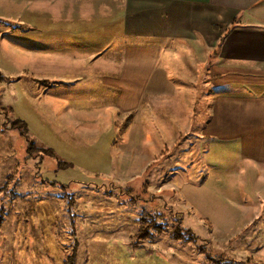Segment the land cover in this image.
Instances as JSON below:
<instances>
[{
    "label": "rangeland",
    "instance_id": "obj_1",
    "mask_svg": "<svg viewBox=\"0 0 264 264\" xmlns=\"http://www.w3.org/2000/svg\"><path fill=\"white\" fill-rule=\"evenodd\" d=\"M26 3L0 0V188L12 174L20 179L15 209L29 216L27 224L21 220L22 229L11 209L0 231V259L64 264L78 242L76 264H262L257 249L264 242L263 180L240 166L234 143L201 142L189 125L201 119L206 93L213 95L212 86L221 83L213 71L230 24L215 27L209 37V63L205 51H189L187 58L182 45L173 65L166 67L163 58L151 76L168 68L175 78L189 77V104L183 101L189 115H182L186 108L181 106L179 115L169 112L166 104L174 102L154 100L159 121L149 124L151 117L141 116L142 109L138 115V110L122 114L123 95L105 79L144 75V67L133 63L150 62L154 49L164 47L160 39L140 37L145 47H129L127 58V52L112 47L117 44L112 40L122 38L117 30L114 35L106 33L112 30L108 27L98 34L60 33L56 21H33V7ZM258 19L231 25L264 26ZM125 57L130 64L123 70ZM250 69L241 78L264 82V69ZM235 89L246 96L264 92L250 83ZM209 103L212 107L213 99ZM16 120L26 123V135L13 126ZM30 144L54 155L34 152L27 159ZM145 156L150 161L143 168L139 160ZM224 182L225 197L213 194ZM191 185L199 190L190 193ZM193 194L199 209L189 208ZM240 208L253 210L244 214L250 221L257 215L241 229L236 225ZM149 216H163L156 223L163 228H152L139 241L141 219ZM178 228L192 230L199 241L178 240Z\"/></svg>",
    "mask_w": 264,
    "mask_h": 264
},
{
    "label": "crops",
    "instance_id": "obj_2",
    "mask_svg": "<svg viewBox=\"0 0 264 264\" xmlns=\"http://www.w3.org/2000/svg\"><path fill=\"white\" fill-rule=\"evenodd\" d=\"M25 1L27 2L25 5L33 7L30 11L33 21H39L43 17L49 21H56L60 33L62 30H79L84 34H98L99 29L108 27L112 30L106 33L114 35L112 31L117 30L118 36L122 38L112 40L114 43L117 42L116 46L112 47H116L118 51L127 52L126 56L131 46L145 47L140 37L160 39L164 47L154 49L153 61L138 60L137 63H133L135 68L144 67V75L134 77L122 75L105 79L108 80V84L114 86L111 89L123 95L122 105H118L120 108L117 106L122 114L138 110L136 112L138 115L139 109H142L141 116L151 117L147 120L149 124H156L159 121V114H155V109L159 107L154 100L166 99L174 102L173 105L166 104L169 106V112L179 115L176 109L181 106L186 108L182 115H189V106L183 104V101H188L189 104V77L175 78L170 75L171 70L168 68L162 75L151 76L156 72L163 58L166 61V67L173 65L176 56L174 53L179 50L178 45H182L181 48L186 52L187 58H189V51L192 53L205 51L209 63L210 47H212L209 37L216 34L215 27L226 28L227 24H230L231 30L225 38L218 61H215L214 69H216L213 71L216 72L214 77H218L217 81L221 83L212 84L215 91L213 95L206 93L207 109L202 110L201 119L197 123H189V125L191 130L199 132L200 137H197L201 142L214 140L220 143H234L239 149L240 166L256 173V177L263 180L264 184V92L250 93V96H246L242 92L233 91L238 90L235 89L236 87L241 88L242 83L264 87V82L247 81L240 76L245 69L251 68V72L264 69V26H259L258 23L248 26L231 25L244 18H249L250 22L258 18L264 21V0ZM82 34L79 33V35ZM189 42H194L198 49L191 47ZM140 49L141 55L144 50ZM165 52L167 54L163 56ZM121 62V69L129 68V59L126 60L125 57ZM111 63L115 66L113 59ZM186 64L189 67L188 59ZM152 65L153 70H151ZM205 83L208 88V78ZM151 84L154 85V93L150 92ZM210 98L213 99L212 107H209ZM143 108L151 109V112H148L149 115L144 113ZM151 127L154 128V125ZM147 161H150L147 156L139 160L142 165H145L143 168L146 167ZM217 186L213 194L225 197V182ZM189 187L192 189L190 193H194L193 189H198L195 185ZM194 197V194L189 195V208L192 210L198 208V202ZM249 208H240L242 216L240 215L241 220L236 224L240 229L246 228L257 219L256 214L252 222L249 215L244 216L247 213L245 211L250 212ZM257 254L264 264V242L257 249Z\"/></svg>",
    "mask_w": 264,
    "mask_h": 264
},
{
    "label": "trees",
    "instance_id": "obj_3",
    "mask_svg": "<svg viewBox=\"0 0 264 264\" xmlns=\"http://www.w3.org/2000/svg\"><path fill=\"white\" fill-rule=\"evenodd\" d=\"M231 29L228 30V32ZM227 37L224 36L223 39H225ZM14 127H17L19 129H21V132L26 135V123L22 120H16L13 123ZM28 154L29 156L27 157L30 158L34 155V152L39 153L40 155H42L43 157L45 156H53V152L51 150H44V149H40L37 148L34 144H30L29 148H28ZM31 154V155H30ZM35 157V156H34ZM42 162V161H41ZM40 162V163H41ZM61 166L63 167H67L66 164H61ZM20 172V171H19ZM18 172V173H19ZM17 173V174H18ZM16 174V173H15ZM14 184V186H12L10 188V185ZM20 186L21 185V180L20 179H16L15 175H10L6 178L5 182L3 183V185L0 188V231H4V225L5 223L9 220V218L12 216V212L10 213L11 209L12 210H16V204L18 202L17 197H15L17 195V193H15V188L16 186ZM53 186H57V183H54ZM10 188V190H9ZM62 188H66V186H63ZM14 190V191H13ZM30 200V199H29ZM38 203H40L41 201H37ZM37 207V206H36ZM36 208H34L33 210H35ZM17 215V224L18 226H22V229L25 228V224H21V220H24V223L27 224V218L29 217L28 214H26L25 212L21 213L19 211L16 210ZM42 215V213H41ZM36 219V217L34 216L32 219V222ZM161 219V221H163V216H149V217H144L143 219H141V227L140 230L138 231V234L136 236L137 239H139V241H143L145 239H147L150 236V231L152 228L155 229H162L163 227L158 226L156 223L157 221ZM24 226V227H23ZM175 235L177 237L178 240H182V239H187L189 240V242H198L199 241V237L195 234V232H193L192 230H183L182 228H178L175 230ZM139 244V242H135V247ZM79 248L80 245L78 242L75 243V246L73 248V252L71 256H68V258L64 261V264H76L77 262V256H78V252H79ZM4 258L0 259V264H8L7 260L2 261Z\"/></svg>",
    "mask_w": 264,
    "mask_h": 264
}]
</instances>
